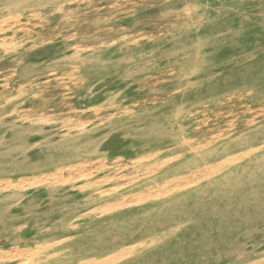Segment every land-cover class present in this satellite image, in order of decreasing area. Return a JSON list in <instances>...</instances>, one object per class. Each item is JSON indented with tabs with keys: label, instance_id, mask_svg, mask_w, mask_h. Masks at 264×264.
<instances>
[{
	"label": "rangeland",
	"instance_id": "374dc122",
	"mask_svg": "<svg viewBox=\"0 0 264 264\" xmlns=\"http://www.w3.org/2000/svg\"><path fill=\"white\" fill-rule=\"evenodd\" d=\"M12 1L0 264H264V0Z\"/></svg>",
	"mask_w": 264,
	"mask_h": 264
},
{
	"label": "bare ground",
	"instance_id": "6f19581e",
	"mask_svg": "<svg viewBox=\"0 0 264 264\" xmlns=\"http://www.w3.org/2000/svg\"><path fill=\"white\" fill-rule=\"evenodd\" d=\"M13 1H14V0H13ZM13 1H12V2H13ZM15 2L17 3V0H16ZM15 2H14V3H15ZM262 137H263V136H262ZM191 142H192V141H191ZM220 142H221V141H220ZM220 142H219V143H220ZM263 142H264V141H263ZM207 143H209V142H207ZM219 143H218V144H219ZM204 144H205V143H204ZM215 144H216V143H215ZM250 144H251V143H250ZM259 144H260V143H259ZM262 144H263V143H262ZM216 145H217V144H216ZM253 146H254V145H253ZM203 147H204V146H203ZM206 147H207V146H206ZM209 147H210V146H209ZM218 148H219V147H218ZM256 149H257V148H256ZM261 149H262V148H261ZM174 150H175V149H174ZM195 151H197V150H195ZM246 151H247V150H246ZM258 151H259V150H258ZM258 151H257V152H258ZM190 152H191V151H190ZM247 153H248V152H247ZM176 154H178V153H175V155H176ZM181 154H182V153H181ZM197 154H199V153H197ZM226 154H227V153H226ZM255 154H256V153H255ZM187 155H188V154H187ZM192 155H193V154H192ZM169 156H170V155H169ZM179 156H180V154H179ZM179 156H177V157H179ZM230 156H231V155H230ZM236 156H237V155H236ZM239 156H240V155H239ZM215 157H216V156H215ZM223 157H224V156H223ZM251 157H252V156H251ZM168 158H169V157H168ZM191 158H192V157H191ZM195 158H196V156H195ZM202 158H203V157H202ZM211 158H212V157H211ZM218 158H219V157H218ZM239 158H240V157H238V159H239ZM248 158H249V157H248ZM170 159L172 160L173 158H170ZM183 159H184V158H183ZM213 159H214V158H213ZM214 161H215V160H214ZM216 161H217V160H216ZM179 162H180V161H179ZM181 162H182V161H181ZM210 163H211V162H210ZM212 163H213V161H212ZM202 165H203V164H202ZM219 165H220V164H219ZM223 165H224V164H223ZM219 167H220V166H219ZM151 169H153V168H151ZM211 170H213V169H211ZM149 174H150V173H149ZM136 175H137V174H136ZM147 175H148V174H147ZM147 175H146V176H147ZM163 176H164V175H163ZM210 176H211V175H210ZM141 177H142V176H141ZM147 177H148V176H147ZM145 178H146V177H145ZM145 178H144V179H145ZM153 178H154V176H153ZM156 178H157V177H156ZM156 178H155V179H156ZM163 178H164V177H163ZM150 179H152V178H150ZM155 179H153V180H155ZM196 182H197V181H196ZM136 183H137V182H136ZM144 183H146V182H144ZM144 183H143V184H144ZM133 184H134V183H133ZM192 184H193V183H192ZM150 185H151V184H150ZM177 185H178V184H177ZM188 185H189V184H188ZM190 185H191V184H190ZM142 186H143V185H142ZM148 186H149V185H148ZM178 186H180V185H178ZM183 186H184V185H183ZM181 187H182V186H181ZM175 188H176V187H175ZM175 188H174V189H175ZM136 189H137V188H136ZM142 189H143V188H142ZM178 189H179V188H178ZM171 190H172V189H171ZM171 190H170V191H171ZM107 191H108V190H107ZM107 191H106V192H107ZM138 191H139V190H138ZM160 191H161V190H160ZM160 191L157 192V193H158V194H159V193L162 194V192H160ZM170 191H168V192H170ZM179 191H181V190H179ZM182 191H183V190H182ZM93 192H94V191H93ZM97 192H98V191H97ZM109 192H110V191H109ZM116 192H117V191H116ZM132 192H135V191H132ZM163 192H164V191H163ZM171 192H172V191H171ZM171 192H170V193H171ZM192 192H193V191H192ZM103 193H104V192H103ZM117 193H118V192H117ZM137 193H138V192L134 193L133 196H136ZM91 194H92V193H91ZM104 194H105V193H104ZM104 194H103V195H104ZM107 194H108V193H107ZM112 194H113V193H112ZM112 194H111V195H112ZM114 194H116V193L114 192ZM131 194H132V193H131ZM146 194H147V193H146ZM149 194H151V193H149ZM152 194H153V193H152ZM161 194H160V196H161ZM165 194H166V193H165ZM100 195H101V193H100ZM126 195H127V194H126ZM91 196H92V195H91ZM91 196H90V198H91ZM118 196H120V195H118ZM121 196H122V195H121ZM141 196H142V194H141ZM148 196H149V195H148ZM150 196H151V195H150ZM150 196H149V197H150ZM156 196H157V195H156ZM160 196H159V197H160ZM106 197H107V196H106ZM111 197H112V196H111ZM124 197H125V196H124ZM138 197H139V196H138ZM84 198H85V197H84ZM143 198H144V197H143ZM154 198H155V197H154ZM154 198H153V199H154ZM168 198H169V197H168ZM88 199H89V198H88ZM137 199H138V198H137ZM139 199H140V198H139ZM166 199H167V198H166ZM124 200H125V199H124ZM124 200H121V201H124ZM132 200H133V199H132ZM146 200H147V197H146ZM98 201H99V200H98ZM113 201H114V200H113ZM117 201H118V200H117ZM135 201H136V200H135ZM141 201H142V200H141ZM133 202H134V201H133ZM151 202H152V201H151ZM109 203H110V202H109ZM125 203H126V202H125ZM128 203H129V202H128ZM130 203H131V202H130ZM160 203H161V202H160ZM98 204H99V203H98ZM104 204H105V203H104ZM112 204H113V203H112ZM115 204L118 205L119 203H115ZM148 204H149V202H148ZM165 204H166V203H165ZM165 204H164V205H165ZM127 205H128V204H127ZM150 205H151V204H150ZM98 206L100 207V205H98ZM105 206H106V205H105ZM111 206H112V205H111ZM136 206H138V205H136ZM145 206H146V205H145ZM154 206H155V205H154ZM96 207H97V206H96ZM109 207H110V206H109ZM112 207H113V206H112ZM114 207H115V205H114ZM117 207H118V206H116V208H117ZM120 207H121V205H120ZM151 207H152V206H151ZM157 207H158V206H157ZM165 207H167V206H165ZM94 208H95V207H94ZM94 208H92L93 211H94ZM107 208H108V207H107ZM118 208H119V207H118ZM139 208H141V207H139ZM159 208H160V207H159ZM108 209H109V208H108ZM204 209H205V208H204ZM124 210H126V209H124ZM136 210H137V209H136ZM142 210H143V209H142ZM144 210H145V209H144ZM148 210H149V209H148ZM154 210H155V209H154ZM156 210H157V208H156ZM111 211H112V210H111ZM100 212H101V211H100ZM108 212H110V211H108ZM124 212H125V211H124ZM168 212H169V211H168ZM102 213H103V212H102ZM131 213H132V212H131ZM143 213H144V212H143ZM200 213H201V212H200ZM209 213H210V211H209ZM84 214H85V213H84ZM84 214H83V215H84ZM88 214H89V213H88ZM95 214H96V213H95ZM104 214H105V213H104ZM218 214H219V212H218ZM84 216H85V215H84ZM99 216H100V215H99ZM125 216H126V215H125ZM145 216H146V215H145ZM208 216H209V215H208ZM202 217H203V216H202ZM210 217H211V216H210ZM84 218H85V217H84ZM145 218H146V217H145ZM147 218H148V217H147ZM167 218H168V216H167ZM115 219H116V218H115ZM122 219H123V218H122ZM122 219H121V220H122ZM203 219H204V218H203ZM116 220H117V219H116ZM116 220H115V221H116ZM207 220H208V217H207ZM89 221H90V220H89ZM91 221H92V220H91ZM115 221H114V222H115ZM104 222H105V221H104ZM114 222H113V223H114ZM74 224H76V223H74ZM86 224H87V223H86ZM72 225H73V224L71 223V226H72ZM78 225H79V224H78ZM96 225H97V224H96ZM74 226H75V225H74ZM76 226H77V224H76ZM176 226H177V225H176ZM174 227H175V226H174ZM83 228H84V227H83ZM90 228H91V227H90ZM156 238H157V236H156ZM146 240H147V239H146ZM146 240H145V241H146ZM160 242H161V241H160ZM120 247H121V246H120ZM116 249H118V248H116ZM119 249H120V248H119ZM38 251H39V250H38ZM40 251H41V249H40ZM137 251H138V250H137ZM141 251H142V249H141ZM134 252H135V251H134ZM6 253H7V252H6ZM139 253H140V252H139ZM139 253H138V254H139ZM135 256H136V255H135ZM113 257H114V256H113ZM113 257H111V258H113ZM262 257H263V256H262ZM119 259H120V258H119ZM83 260H84V259H83ZM83 260H82V261H83ZM82 261H81V262H82ZM114 261H115V260L113 259V262H114ZM126 261H128V260H126ZM79 262H80V261H79ZM96 262H97V261H96ZM90 263H91V262H90ZM93 263H95V262L93 261ZM102 263H103V262H102ZM260 263H261V261H260ZM99 264H100V263H99ZM108 264H109V263H108ZM118 264H119V263H118ZM120 264H121V263H120ZM124 264H125V263H124ZM255 264H257V263H255Z\"/></svg>",
	"mask_w": 264,
	"mask_h": 264
}]
</instances>
